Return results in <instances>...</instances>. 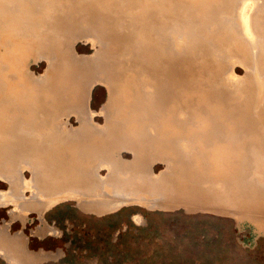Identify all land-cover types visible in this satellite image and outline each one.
I'll return each instance as SVG.
<instances>
[{
  "label": "bare ground",
  "instance_id": "bare-ground-1",
  "mask_svg": "<svg viewBox=\"0 0 264 264\" xmlns=\"http://www.w3.org/2000/svg\"><path fill=\"white\" fill-rule=\"evenodd\" d=\"M79 41L100 49L78 57ZM97 85L109 93L102 126ZM71 115L78 128L12 135ZM19 155L112 159L78 191L92 208L183 207L264 234V0H0V163Z\"/></svg>",
  "mask_w": 264,
  "mask_h": 264
},
{
  "label": "rangeland",
  "instance_id": "rangeland-1",
  "mask_svg": "<svg viewBox=\"0 0 264 264\" xmlns=\"http://www.w3.org/2000/svg\"><path fill=\"white\" fill-rule=\"evenodd\" d=\"M253 10V6H250L247 15L250 16ZM99 49V44L84 41L77 42L74 47L77 56L84 58L94 57ZM48 65L47 59H41L30 65V71L35 78H41ZM234 70L238 79L246 74V69L240 64H236ZM108 98V90L102 85L95 86L90 94L89 107L95 124L100 126L105 124L102 109ZM79 126L75 115H71L68 127ZM122 157L131 160L132 154L124 152ZM164 170L165 164L162 162L154 166L156 174ZM101 174L105 176L106 172L102 171ZM24 176L30 179L32 175L25 170ZM9 187L8 181L0 177V191L6 192ZM26 196L30 197V192H26ZM13 209L12 205L0 207V226L9 223L12 234L24 232L29 237L32 251L44 249L63 252L61 259L48 264H125V258L121 256L124 244L130 249L142 247L135 250L130 264H148V255L152 251L154 260L150 261L151 264H264V236L258 237L251 246L245 243L251 238L249 229L240 231L233 218L213 212L189 213L184 208L149 210L135 205L115 214L98 217L81 210L78 202L72 199L59 203L46 213V221L59 230V235H50L42 240L33 234L41 224L38 216L30 214L32 222L24 226L21 220L12 219ZM130 216H133L136 224L129 221ZM141 227L147 228L142 234L146 240L130 234ZM127 229L129 235L123 242L118 232ZM0 264L8 263L0 257Z\"/></svg>",
  "mask_w": 264,
  "mask_h": 264
},
{
  "label": "flooded vegetation",
  "instance_id": "flooded-vegetation-1",
  "mask_svg": "<svg viewBox=\"0 0 264 264\" xmlns=\"http://www.w3.org/2000/svg\"><path fill=\"white\" fill-rule=\"evenodd\" d=\"M62 106L63 103H58L57 108L50 110L52 111L50 117L60 118L63 114ZM21 109L23 113H28V111L25 112L23 106ZM44 116H48V114H46L44 110H40L37 119L41 121V118ZM21 120L24 121L25 117H21ZM63 121L65 122L66 119ZM50 128L60 130L65 128L75 129L70 128L65 124H15L13 125V130L16 134L13 132L12 135L19 139L21 143H26L28 142L25 140V138H27V132L44 131ZM17 132H22V134H18ZM3 160L5 161L0 163V177L8 181L10 187L6 192L0 191V207H8L9 205H12L14 207L12 210V219L21 220L24 226L28 222H32L29 219V215L32 213L36 214L41 221V224L33 234L42 240H46L50 235H59V230L50 226L44 216L48 211L51 209L53 210L63 201L72 199L76 200L81 210L98 217H105L107 215L121 212L125 207L129 206L138 205L144 207L139 204H128L112 210H103L86 206V204H84L79 198L78 191L89 186L87 182L92 181L94 168L103 164L111 165L112 159H79L67 155L61 157L19 155L15 159ZM132 160L133 159L128 161ZM25 170L31 172L32 176L30 179L25 178ZM104 171L107 174V171ZM26 192H30V197L26 196ZM145 208L149 209L147 207ZM129 221L135 223L133 216H130ZM237 227L240 231H243L238 225ZM146 229L147 228L141 227L136 229L137 232L134 231V233L130 234L134 235V237L140 236L142 239L145 238L144 235L142 237V234L145 233ZM118 233L120 235L119 237H123V242L124 238L127 239L129 235L128 229ZM260 236H264V234L259 235L258 233L251 231V238L245 243H249L253 246L256 239ZM146 239L147 238H145V240ZM141 249L142 247L140 246L139 248L130 249L127 244H124L121 250V256H124L125 264H130L133 261V259L130 260V258L135 253V250ZM62 255V251L49 252L44 249H41L40 251H32L29 248V237L24 232L20 231L16 234H12L10 232L9 223L0 226V257L8 264H48L52 261H58L61 259ZM101 256L102 255H100V257ZM148 256H150L148 264H151L154 260V257H152L154 256L153 251ZM98 261H100V259Z\"/></svg>",
  "mask_w": 264,
  "mask_h": 264
},
{
  "label": "water",
  "instance_id": "water-1",
  "mask_svg": "<svg viewBox=\"0 0 264 264\" xmlns=\"http://www.w3.org/2000/svg\"><path fill=\"white\" fill-rule=\"evenodd\" d=\"M183 208V207H182ZM197 212H209V211H197ZM192 213H194V212H192ZM221 216H225V217H230V216H227V215H221ZM230 218H232V217H230Z\"/></svg>",
  "mask_w": 264,
  "mask_h": 264
},
{
  "label": "crops",
  "instance_id": "crops-1",
  "mask_svg": "<svg viewBox=\"0 0 264 264\" xmlns=\"http://www.w3.org/2000/svg\"><path fill=\"white\" fill-rule=\"evenodd\" d=\"M229 218V217H228Z\"/></svg>",
  "mask_w": 264,
  "mask_h": 264
}]
</instances>
